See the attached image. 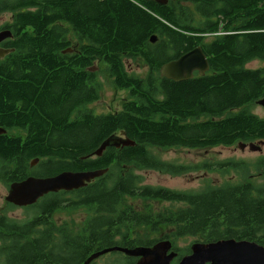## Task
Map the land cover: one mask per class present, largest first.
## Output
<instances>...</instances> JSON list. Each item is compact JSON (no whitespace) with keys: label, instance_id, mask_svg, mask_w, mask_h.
<instances>
[{"label":"trees","instance_id":"obj_1","mask_svg":"<svg viewBox=\"0 0 264 264\" xmlns=\"http://www.w3.org/2000/svg\"><path fill=\"white\" fill-rule=\"evenodd\" d=\"M0 1L6 9L14 10L11 27L16 28L12 42L15 50L8 56L9 70L0 72V115L10 112L5 119L22 116L29 120L31 134L34 131L41 143L32 149L26 145L29 158L49 157L50 152L54 157L53 151L57 150L64 158H71V171L109 168L106 175L114 176L122 196L135 191L131 194L135 200L148 199V191L152 190L179 195L184 206L174 213L168 209L163 215L169 224L176 225V230H171L176 239L185 236L211 242L233 238L264 245V156L247 162L248 174L243 172L240 161L219 160L211 165L204 162L202 169L217 170L223 181L214 184L208 178L201 188L180 192L144 185L138 173L150 167L152 161H160L149 153L152 145L208 149L264 139V119L252 115L246 107L264 97V66L247 67L254 60L264 63V0L186 1L197 8L203 2L214 10L218 20L213 31L220 32V23H224L223 34L209 40L197 34L208 29L177 30L172 20L174 10L168 12L146 1ZM179 2L173 1V6L179 7ZM182 9L179 21L188 24L195 15L186 12V7ZM60 21L71 23L89 43L79 55L87 58L84 66L69 58L70 43L60 44L64 35ZM54 22L57 27L52 26ZM164 31L168 32L174 52L200 45L210 70L187 81L171 80L167 96L150 102L151 116L140 112L124 116L127 113L121 112L95 117L89 110L82 123L67 124L69 107L87 93L82 69L92 66L99 57L108 65L111 77H127L122 67H113L118 58L132 56L133 46L143 41L148 44L152 33ZM154 69L159 72L157 67ZM21 109L22 114L13 113ZM114 130H123L136 145L108 149L101 157H90ZM55 135L58 143L53 141ZM46 140L49 149L43 146ZM194 167L187 165L176 174H185ZM231 170L234 175H230ZM253 171L257 178L251 175ZM68 248L63 246L61 250L67 253ZM186 249L189 251V246ZM43 255L42 248L32 246L25 249L24 259L34 263L35 259H45Z\"/></svg>","mask_w":264,"mask_h":264},{"label":"flooded vegetation","instance_id":"obj_2","mask_svg":"<svg viewBox=\"0 0 264 264\" xmlns=\"http://www.w3.org/2000/svg\"><path fill=\"white\" fill-rule=\"evenodd\" d=\"M136 1L158 4L168 12L174 10L175 17L171 19L176 21L177 30L208 29L197 33L206 39L216 33L213 28L218 16L214 10L203 2L197 8L195 4L186 1L217 0ZM159 1L168 2L161 4ZM173 1H180L179 7L173 6ZM182 7H186V12L195 15L188 24L179 21V17L184 12ZM13 22L14 10L6 9L0 1V49H14L12 42H15L16 28L11 27ZM59 23L61 27L64 25V35L61 36L63 40L60 41V44L70 43L72 50L68 52L69 58L76 60L78 66H84L87 58L79 55L84 47H88L89 43L71 23L63 24L61 21ZM52 26L57 27V22H54ZM24 29L27 30L26 27ZM8 32H11L12 36L3 38ZM153 36L156 42H153ZM148 41V44L143 41L139 46H133L132 56L119 57L118 62L113 65V67H122L127 77H111L107 70L108 65L100 61L99 57L92 66L82 69L85 71L83 84L87 93L78 100L76 105L72 104L69 107L67 124L82 123V119L89 110L95 117L118 115L121 112L127 113L124 116L136 115L139 112L150 116L153 114V105L150 102L165 98L172 80L161 75V68L166 63L179 59L195 47L189 49L185 46L174 52L171 49L174 45L169 42L167 31L152 33L148 37ZM176 54L178 55L176 56ZM162 62L165 63L162 64ZM137 64L142 66L141 72H136ZM263 66L264 64L261 65V67ZM154 67H157L159 72ZM8 70L9 59L6 55L0 59V72L5 74ZM90 73L93 76H90ZM200 74L199 70H195L193 77ZM103 75H106V78H103ZM192 78L172 81L179 83ZM263 98L260 97L246 106L249 113L260 119H264V114L254 112L253 107L258 105L264 110V106L260 104ZM143 102H147V106L143 107ZM150 109L152 112L149 113ZM13 113L22 114L23 110ZM8 115L10 112L4 116L0 115V264H85L90 256L104 249L114 250L95 257L88 264H137L141 256L129 255L115 247L128 249L141 246L152 247L168 240H171L173 244L168 254L177 253L174 260L178 261L182 256L191 252L190 245H187L190 248L188 251L187 246H180L177 243L182 238L178 240L171 238V230H176V225L169 224L166 217L163 216L168 209H172L174 213L184 206V201L179 195L146 190L150 194L147 199L149 206L137 207L134 204L136 200L131 196L136 192L129 191L123 197L122 191L120 187L117 188L112 175L100 176L77 189L48 191L31 203L22 204L21 198L12 192L16 184L29 178L53 177L61 172L70 171L72 160L69 159V156L64 158L57 150L53 151L54 157H51L50 152L49 157L29 158L26 154V145L32 149L40 146L41 143L36 139L34 131L31 134L32 128L28 125L29 120H24L22 116L19 118L10 117V120H7L5 117H9ZM24 123H26L25 126H23ZM110 136L113 139L106 150L133 147L123 145L120 141V138L127 137L123 130H114ZM58 138L55 135L53 141L58 143ZM241 142L249 143L240 141L231 147L245 152L248 147L242 148ZM60 145L62 144L60 143L58 146ZM43 146H47L46 149H49L47 140ZM180 149L183 148L152 145L149 153L157 156L160 161H152L150 167L142 171L171 178L181 177L176 172L185 169L186 158L177 157L176 153ZM192 149L199 148H188L189 151ZM257 153L264 155V144ZM236 161L242 162V170L248 174V169H246L248 161L245 159ZM199 163L191 162L189 164L195 166V169L188 175L201 171ZM211 163H216V161L210 160V165ZM62 165L65 167L61 168ZM161 166L170 172L163 171ZM144 184L152 187H168L145 182ZM171 189L178 192L182 190ZM181 224L183 225V223ZM38 245L44 249V255L41 258H46L35 259L34 263L25 260V249ZM63 246L69 247L66 249L67 253H63L61 250ZM86 250L89 252L82 253ZM84 256L87 257L83 258Z\"/></svg>","mask_w":264,"mask_h":264},{"label":"water","instance_id":"obj_3","mask_svg":"<svg viewBox=\"0 0 264 264\" xmlns=\"http://www.w3.org/2000/svg\"><path fill=\"white\" fill-rule=\"evenodd\" d=\"M166 4L168 1H159ZM223 26V23L220 25ZM153 42L155 37H152ZM71 51V49L69 50ZM11 50L3 51L0 49V58L9 54ZM210 68L207 56L201 47L182 55L179 59L165 64L161 69V74L175 81L186 80L193 77L195 70H199L203 75ZM264 106V99L260 101ZM111 136L105 140L95 151L100 156L103 151L111 144ZM123 145H133L134 142L120 138ZM246 146V144H244ZM251 150H260L259 143H250ZM107 169L94 171H64L49 178H29L24 182L18 183L13 187V194L19 196L22 204L33 202L37 197L48 191H58L61 189L72 190L86 185L87 182L105 174ZM127 252L129 255L141 256L137 264H172L177 253L168 251L172 248V243L168 240L152 247H137L133 249L115 247ZM192 252L184 256L178 264H264V246L246 239H221L208 243L195 242L192 244ZM109 250L99 251L85 262L88 264L95 257L106 253Z\"/></svg>","mask_w":264,"mask_h":264},{"label":"rangeland","instance_id":"obj_4","mask_svg":"<svg viewBox=\"0 0 264 264\" xmlns=\"http://www.w3.org/2000/svg\"><path fill=\"white\" fill-rule=\"evenodd\" d=\"M263 63L259 60L252 61L249 65L250 67L257 68L261 66ZM140 68L142 66L136 65V72H141ZM106 78V75L102 76ZM254 112L258 114H264V110L256 105L253 107ZM177 157H185V163L190 164L191 162H200L202 164L204 162L214 160H227V159H235L242 160L245 159L247 161H252L262 156L257 152L251 151L249 148L245 152H241L240 150H235L234 147L227 146H216L208 149H192L189 151L187 148H183L177 151ZM141 174L144 176L145 182L152 185H165L169 188H178L182 190L186 189H198L205 185V180L210 179L216 184H220L223 181L221 174L218 171H213L209 174L204 173V169L201 168L199 173H191L190 175L186 174L181 177L171 178L165 175H157L150 174V172L142 171ZM234 170H231L230 175H234ZM206 175V177H204ZM134 204L137 207L145 208L149 206V202L147 199H137ZM176 239L175 237H171ZM192 241V237H183L181 240L177 241L180 246L189 245ZM38 249L42 248V246L38 245ZM43 249V248H42ZM44 250V249H43Z\"/></svg>","mask_w":264,"mask_h":264},{"label":"bare ground","instance_id":"obj_5","mask_svg":"<svg viewBox=\"0 0 264 264\" xmlns=\"http://www.w3.org/2000/svg\"><path fill=\"white\" fill-rule=\"evenodd\" d=\"M11 36H12V33H11V32H8L3 38L11 37ZM154 42H156V40H155ZM70 49H71V48H68L67 51L69 52ZM2 50H3V51L11 50V52H10L9 54H6V55L9 56L12 52H14L15 49H2ZM71 50H72V49H71ZM6 55H5V56H6ZM5 56L1 57L0 59L4 58ZM94 155H97V154L94 153ZM97 156H98V155H97ZM47 178H49V177H47Z\"/></svg>","mask_w":264,"mask_h":264}]
</instances>
